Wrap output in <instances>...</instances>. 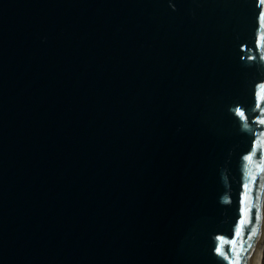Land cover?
<instances>
[{
    "label": "water",
    "instance_id": "obj_1",
    "mask_svg": "<svg viewBox=\"0 0 264 264\" xmlns=\"http://www.w3.org/2000/svg\"><path fill=\"white\" fill-rule=\"evenodd\" d=\"M263 193L264 0H0V264H252Z\"/></svg>",
    "mask_w": 264,
    "mask_h": 264
},
{
    "label": "bare ground",
    "instance_id": "obj_2",
    "mask_svg": "<svg viewBox=\"0 0 264 264\" xmlns=\"http://www.w3.org/2000/svg\"><path fill=\"white\" fill-rule=\"evenodd\" d=\"M263 238H264V193H263L252 264H262V260H264V248H262Z\"/></svg>",
    "mask_w": 264,
    "mask_h": 264
},
{
    "label": "built area",
    "instance_id": "obj_3",
    "mask_svg": "<svg viewBox=\"0 0 264 264\" xmlns=\"http://www.w3.org/2000/svg\"><path fill=\"white\" fill-rule=\"evenodd\" d=\"M262 248H264V238H263V247ZM262 264H264V260H262Z\"/></svg>",
    "mask_w": 264,
    "mask_h": 264
},
{
    "label": "snow or ice",
    "instance_id": "obj_4",
    "mask_svg": "<svg viewBox=\"0 0 264 264\" xmlns=\"http://www.w3.org/2000/svg\"><path fill=\"white\" fill-rule=\"evenodd\" d=\"M246 222V221H245Z\"/></svg>",
    "mask_w": 264,
    "mask_h": 264
}]
</instances>
